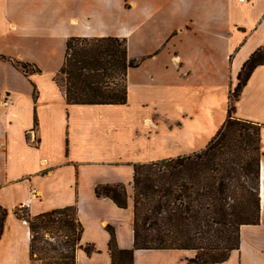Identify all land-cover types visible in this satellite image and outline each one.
Returning a JSON list of instances; mask_svg holds the SVG:
<instances>
[{
    "label": "crops",
    "instance_id": "0c3cea01",
    "mask_svg": "<svg viewBox=\"0 0 264 264\" xmlns=\"http://www.w3.org/2000/svg\"><path fill=\"white\" fill-rule=\"evenodd\" d=\"M119 37L137 66L125 104H70L56 82L71 37ZM264 48V0H0V264H37L31 217L75 206L84 232L77 264H112L109 227L134 248L135 165L206 149L228 118L244 64ZM11 59L35 66L25 74ZM233 116L261 126L260 223L218 264H264V63ZM124 184L128 205L96 187ZM33 189L37 190L36 197ZM193 250L134 251L135 264H187Z\"/></svg>",
    "mask_w": 264,
    "mask_h": 264
},
{
    "label": "trees",
    "instance_id": "16d2710c",
    "mask_svg": "<svg viewBox=\"0 0 264 264\" xmlns=\"http://www.w3.org/2000/svg\"><path fill=\"white\" fill-rule=\"evenodd\" d=\"M11 61L25 74L39 71L30 63ZM262 63L264 48L244 64L228 118L206 149L135 165L134 248L120 249L109 227L112 264H135L136 249L193 250L196 255L187 264L223 263L240 248L242 227L260 223L261 126L235 118L233 103ZM137 65L125 38L71 37L56 82L70 104H125L128 73ZM96 194L121 208L128 205L124 184L98 186ZM7 215L0 206V238ZM30 230L32 259L41 264H77L78 249L95 251L94 245L81 244L84 227L75 206L34 216Z\"/></svg>",
    "mask_w": 264,
    "mask_h": 264
},
{
    "label": "built area",
    "instance_id": "2783aa9c",
    "mask_svg": "<svg viewBox=\"0 0 264 264\" xmlns=\"http://www.w3.org/2000/svg\"><path fill=\"white\" fill-rule=\"evenodd\" d=\"M12 102V97H11V94H4L2 96V98L0 99V106H3V107H6L9 105V103ZM4 146L3 144H0V148L2 149ZM33 196L36 197L37 195V190L36 189H33ZM23 223L26 225V226H29L28 224V221L26 219H23Z\"/></svg>",
    "mask_w": 264,
    "mask_h": 264
},
{
    "label": "rangeland",
    "instance_id": "374dc122",
    "mask_svg": "<svg viewBox=\"0 0 264 264\" xmlns=\"http://www.w3.org/2000/svg\"><path fill=\"white\" fill-rule=\"evenodd\" d=\"M9 94V93H8ZM23 218L24 219H26L27 221H28V224H29V228H30V224H31V222H33L34 221V217H31L30 215H28L26 212L23 214ZM48 236V235H47ZM59 239H61V237L60 238H56V241H58ZM37 255H38V253H37ZM37 257V256H36ZM37 264H41V262H36Z\"/></svg>",
    "mask_w": 264,
    "mask_h": 264
}]
</instances>
